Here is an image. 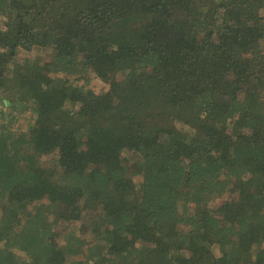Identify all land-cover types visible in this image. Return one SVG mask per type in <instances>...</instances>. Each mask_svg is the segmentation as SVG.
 Segmentation results:
<instances>
[{"label": "trees", "instance_id": "16d2710c", "mask_svg": "<svg viewBox=\"0 0 264 264\" xmlns=\"http://www.w3.org/2000/svg\"><path fill=\"white\" fill-rule=\"evenodd\" d=\"M0 104V264H264V0H0Z\"/></svg>", "mask_w": 264, "mask_h": 264}, {"label": "rangeland", "instance_id": "374dc122", "mask_svg": "<svg viewBox=\"0 0 264 264\" xmlns=\"http://www.w3.org/2000/svg\"><path fill=\"white\" fill-rule=\"evenodd\" d=\"M36 48L38 49H42L41 46H36ZM91 81H92V85L94 84V86L96 87V89L101 92H109V86L106 85L104 82L99 81L98 78L96 77H91ZM80 84L84 83V79H81ZM17 108H14L13 111H16V121L14 122V127L15 128H21V130H26L27 128L30 127V124L33 123V119L31 118V110L29 108V106L24 107L23 109H19V113L17 111ZM8 113L10 112L9 108L4 107L2 104H0V125L1 123L5 122L6 120H8V116L4 113ZM130 171V169H129ZM236 198L239 197V194L236 192H232L231 197H235ZM1 210V209H0ZM77 222H72L71 224H75ZM49 224L52 225V229L54 230L53 236L55 239H59L60 242L65 243L66 238H65V234L68 232L69 230V223L67 221H64L58 217H55ZM72 225V226H73ZM69 261V259H68ZM69 263V262H68Z\"/></svg>", "mask_w": 264, "mask_h": 264}]
</instances>
